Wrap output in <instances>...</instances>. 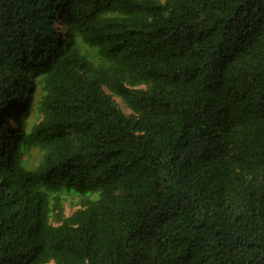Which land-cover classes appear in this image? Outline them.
I'll return each instance as SVG.
<instances>
[{"label":"trees","instance_id":"16d2710c","mask_svg":"<svg viewBox=\"0 0 264 264\" xmlns=\"http://www.w3.org/2000/svg\"><path fill=\"white\" fill-rule=\"evenodd\" d=\"M0 264H264V0H0Z\"/></svg>","mask_w":264,"mask_h":264},{"label":"rangeland","instance_id":"374dc122","mask_svg":"<svg viewBox=\"0 0 264 264\" xmlns=\"http://www.w3.org/2000/svg\"><path fill=\"white\" fill-rule=\"evenodd\" d=\"M159 1L164 2V0H159ZM56 26L58 27V24ZM113 100L125 116H127V117L132 116V113L125 107V105L121 102V100H119L116 97H113ZM9 110L7 111V114H9L7 117V121L9 123V126L12 127L14 125L13 120H12L13 116H14V112L18 111V109H16L15 111L11 110V109H9ZM37 121H38V117H37L36 113L33 112L29 115V119H28L27 123H28V125H32ZM39 158H40V154L36 151H32V152L28 153L27 155H25V158H24V167L27 170L32 169L34 167V165L38 162ZM63 207H64L65 216L69 217L75 210L78 209V200L75 198H67L63 202Z\"/></svg>","mask_w":264,"mask_h":264},{"label":"bare ground","instance_id":"6f19581e","mask_svg":"<svg viewBox=\"0 0 264 264\" xmlns=\"http://www.w3.org/2000/svg\"><path fill=\"white\" fill-rule=\"evenodd\" d=\"M21 97V96H20ZM20 98H18V100H19ZM6 109V108H5ZM10 111V110H9ZM5 118V117H4ZM13 120V119H12Z\"/></svg>","mask_w":264,"mask_h":264}]
</instances>
